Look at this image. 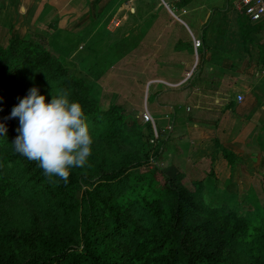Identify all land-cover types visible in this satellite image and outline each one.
I'll use <instances>...</instances> for the list:
<instances>
[{
  "label": "trees",
  "instance_id": "obj_1",
  "mask_svg": "<svg viewBox=\"0 0 264 264\" xmlns=\"http://www.w3.org/2000/svg\"><path fill=\"white\" fill-rule=\"evenodd\" d=\"M190 1L183 0L184 4ZM239 23L248 39L253 23L244 12L239 15ZM115 44L119 43H112ZM127 46L123 53L136 45L133 42ZM56 58L44 45L26 38L16 36L0 43V96L5 98L4 109L18 96L20 80L44 73L43 82H53L71 73L68 69H76L72 61ZM78 84L82 81L75 82V86ZM95 89V84L82 87L73 96L85 114L91 113L96 102ZM111 108V114L118 116L116 120L127 125L131 116L125 114L126 108L115 103ZM145 125L152 128L151 124ZM6 126L7 135L0 136V264H247L240 262L236 253L237 246H242L239 240L253 253L264 250L262 215L243 218L234 227L229 225L236 214L222 218L217 225L200 218L196 193L177 179L169 177L160 189L155 178L136 171L147 165L149 158L137 164L124 162L119 170L100 176H79L73 169L65 182L45 176L36 161L16 153L11 142L18 135V120H7ZM164 138L162 135L158 140V150L163 149ZM142 143L145 149L147 138ZM224 153L234 164L238 157L227 150ZM149 155L150 152L146 156ZM24 191L45 195L43 213L53 216L59 226L42 225V213L29 216L20 225L7 221L4 202ZM55 200L60 202L58 211ZM140 204V215L136 216L133 210ZM216 212L219 210L213 211ZM141 216L149 222V228L142 225ZM252 264H264V256Z\"/></svg>",
  "mask_w": 264,
  "mask_h": 264
},
{
  "label": "crops",
  "instance_id": "obj_2",
  "mask_svg": "<svg viewBox=\"0 0 264 264\" xmlns=\"http://www.w3.org/2000/svg\"><path fill=\"white\" fill-rule=\"evenodd\" d=\"M0 3L5 6L0 8V30L1 25L5 29L6 18L12 25L24 24L22 37L29 32L30 37L47 39L52 33L48 42L53 52L72 62L78 61L77 54L88 44L83 33L90 29L103 31L92 37L95 44L114 38L125 42L134 36L136 46L111 65L124 60L135 62L134 71L122 69L129 80L122 83L119 92L125 100L120 104L131 103L143 119V114H150L152 121L148 122L159 137H165L166 157L179 154L185 163L198 162L221 146L234 153L237 161L240 158L243 165L247 159L263 162L264 23H253V32L246 39L239 23L243 12L240 0H191L187 4L183 0ZM112 14L115 16L110 22ZM119 16L125 21L135 17V32L132 27L117 36L121 29H113V24L116 20L118 25L122 23ZM191 18L200 23L201 33L193 30ZM88 21L90 24L82 27ZM51 23L55 28H49ZM6 28L10 27L6 24ZM197 40L202 41L199 48ZM107 76H102L104 83ZM151 98L157 100L153 109L149 106Z\"/></svg>",
  "mask_w": 264,
  "mask_h": 264
},
{
  "label": "rangeland",
  "instance_id": "obj_3",
  "mask_svg": "<svg viewBox=\"0 0 264 264\" xmlns=\"http://www.w3.org/2000/svg\"><path fill=\"white\" fill-rule=\"evenodd\" d=\"M2 6H4V4L2 5L0 3V8H2ZM109 16L110 21L115 15L112 14ZM118 18L122 19V16ZM129 18L128 21L122 19L123 21L122 23L119 22V25L117 24L118 20L114 22L113 29H121L117 36H120L122 32H126L127 29L134 28L136 19L133 16ZM189 22L196 33H201L200 23L192 20V18ZM6 24L10 27L9 30H7ZM89 24L90 22L88 21L82 27H87ZM11 25L12 22L7 23L5 18V29L3 25H1L0 30V40L2 44L7 43L9 38L16 35L19 38H26L44 45L47 50L53 53L54 57H57V60L61 59L62 62L66 60L61 57L62 55L53 52V47L49 46L48 39L50 40L53 37L52 33L50 34L52 37L47 39L41 35L30 37L31 33L29 32L25 37H22L21 35H23L26 30L24 24H13L12 27ZM50 25L51 27L49 28H55L52 23ZM109 26L111 27L110 23ZM97 33L102 34L103 31L101 29H90L89 32L83 33L87 35L86 40L88 44H85L81 53L77 54L79 57L78 61L73 62L76 69H68L71 73L59 76V78L53 82H43L42 79L45 77L44 73H40L31 79L26 78L20 80V92L18 96L12 103H9L0 114L4 117L9 115L13 106L18 103L17 98L25 96L28 90L34 86L39 87L41 92H43L42 94L51 93V91L56 93L60 90H65L70 94L71 99H73V96H75L77 92H80L82 87L87 89L94 84L96 85L98 75L119 59V56L121 57V55L124 54V49L128 48L127 45H133L135 39L134 36L127 38L125 41L126 44L120 43L123 38H114L110 42L95 44L92 41V37ZM115 42L119 44L112 45V43ZM113 46H115L114 49L112 48ZM127 63L128 62L124 60V62L109 67L108 71L104 73L108 74V76L104 78L106 79L105 83L101 77L102 83L100 80L99 87L97 86V90L95 89V94H97L96 102L92 105L91 113L85 114L94 136L95 143L93 146V153L85 167L74 169L76 173L79 176H90L95 173L96 176L107 173L111 174L113 171L119 170L124 162L137 164L149 158L148 164L139 167L136 171L149 174V176L153 177V180L155 178V183L160 189L165 187L169 177L177 179V181L185 185L190 191L196 193V201L200 206V218L210 219L212 223L217 225L222 218H227L231 214H236V219L232 224L230 223L229 227H234L237 223H241L243 218L255 219L261 215L264 218V158L262 160L263 162H260L257 158H255L254 161L252 159H247L245 160L246 167L239 160L240 158L238 161L236 160V163L232 164V162L226 158V154L224 153L225 150L219 146L207 157L198 158V162L191 161L190 163H185V158V160H181L184 157L183 155L174 154L173 157L170 155L166 157L164 154L166 149L165 145L163 149L158 150L157 145L160 137L156 134L157 132L154 126L152 125V128L149 129L145 124H150V122H146L141 118L140 111L135 110L130 105L131 103L127 102V106L124 105V107L126 108L125 114H130L133 120L128 118V122H126L127 125H123L120 123V120H116L118 116L111 114V105L112 102L115 104L123 103L125 99L119 91L123 90L124 86L122 83L125 80H129L122 72V69L127 68V70L130 69L133 71L135 69V62ZM127 65H129L130 68ZM132 74H134V72H132ZM76 81H82V84L75 86ZM100 90H102V95L99 96L98 92ZM112 96L113 98H111ZM156 101L151 98L149 106L152 109L157 105ZM120 113H122V111ZM159 125L162 127V122H160ZM151 133L154 134L152 135ZM146 138L148 140V145L143 149L142 142ZM6 147L8 146L6 145ZM0 148L3 150L2 147ZM147 152H150L149 156H146L148 155ZM1 153H3V151H1ZM181 154H183V152ZM154 155H158V158L155 159ZM145 191L146 189L143 191V194ZM44 196L45 195L42 194L36 195V193L33 194L24 191L18 197L6 199L4 202L5 219L11 223L20 225L24 223L29 216L42 213V225H47V227L59 226V223L55 222L53 216L48 217L43 213L46 211V209L41 206L45 198ZM126 197L128 198L129 196ZM54 203L56 210H60V202L55 200ZM141 205L142 204L138 207L136 206L133 210L136 216L140 215ZM217 209L219 212L213 213V211ZM221 211H224L223 215ZM141 219L143 220L145 218L141 216ZM146 223L149 222L142 221V225L146 226ZM239 242L242 243V246H237L236 253L239 255L240 262L252 264L258 257L264 256V250H262V252L258 251L253 253L247 250L244 246V241L239 240Z\"/></svg>",
  "mask_w": 264,
  "mask_h": 264
},
{
  "label": "clouds",
  "instance_id": "obj_4",
  "mask_svg": "<svg viewBox=\"0 0 264 264\" xmlns=\"http://www.w3.org/2000/svg\"><path fill=\"white\" fill-rule=\"evenodd\" d=\"M4 99L0 96V112ZM17 99L10 114L0 118V136L8 133L6 121L17 119L14 151L36 161L45 176L67 182L73 169L88 164L95 143L82 105L65 90L42 94L36 86Z\"/></svg>",
  "mask_w": 264,
  "mask_h": 264
},
{
  "label": "built area",
  "instance_id": "obj_5",
  "mask_svg": "<svg viewBox=\"0 0 264 264\" xmlns=\"http://www.w3.org/2000/svg\"><path fill=\"white\" fill-rule=\"evenodd\" d=\"M240 8L254 24L264 23V0H240ZM196 47L202 46V41L197 40ZM146 122L152 121L150 114H143ZM158 138V137H157Z\"/></svg>",
  "mask_w": 264,
  "mask_h": 264
}]
</instances>
